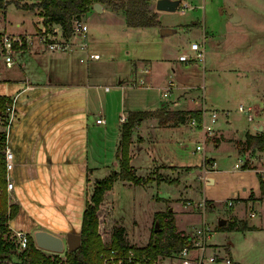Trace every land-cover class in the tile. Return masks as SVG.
I'll return each instance as SVG.
<instances>
[{
    "label": "rangeland",
    "instance_id": "rangeland-1",
    "mask_svg": "<svg viewBox=\"0 0 264 264\" xmlns=\"http://www.w3.org/2000/svg\"><path fill=\"white\" fill-rule=\"evenodd\" d=\"M7 1L6 15L1 11L0 26L3 21L6 22L7 32L19 36L25 34L10 31L34 30V23L39 15L31 14L15 4V1H19L26 5L32 0ZM225 3L238 12L240 19L235 22L230 20ZM158 11H161L158 25L131 27L123 33V39L114 36L104 40L106 36H101L97 31L91 43L94 45L92 48L101 53H113L114 60L120 65H128V69L132 70L134 63L127 61L128 58L153 61V73L158 77V81L148 90L137 86L127 88V103L124 109L127 114L129 111L150 110L161 107V104L165 105V99L157 87L164 81L167 84L169 80L175 83L172 90L174 94L177 85L186 83L184 91L188 94L187 101L189 98L195 101L204 96V107L207 111L202 106L198 109L202 111L200 118L188 116L185 122L179 125L169 121L160 124L162 126H153L151 117L141 120L140 124L137 123L138 125L131 129L128 148L129 153L131 149L133 153L129 154L130 165L138 175L153 174L155 179L146 185H135L119 178L114 181L108 194L105 196L104 193L96 213L97 233L110 238L108 234L112 233L114 226L124 224L129 244L134 247L144 246L151 235L154 214L171 210L177 229L184 230L187 236L191 237V242L187 245L191 252L185 257L192 258L202 251L201 247L204 245L197 230L209 226L211 231L204 252L207 258L214 255L215 245L223 247L226 244L230 248L235 245L238 249H244L241 264H264V188L260 184L259 170L240 167L235 176L231 174L236 163L243 162V166L251 167L256 162L258 165V160L264 155V151L247 149L238 143L240 138H244L246 130H253L252 132L257 134L258 131L254 130L256 126H262L264 129V0H180L176 10ZM192 21H198L200 25L193 26ZM16 22L21 26H16ZM166 27L174 30L162 35L159 29ZM36 34L39 37L56 35V41L59 37L56 27L47 23ZM194 42L203 49L204 59L179 61L178 56L181 53L194 54ZM135 61L139 68L145 62ZM133 73L130 71L128 77H132ZM121 76H124V68ZM154 104L157 105L152 106ZM191 104L193 102L184 106ZM239 106L244 110H239ZM212 109L218 111V117L213 124V132L205 139L202 128L190 124V120L195 118L201 121L204 116L208 120L209 110ZM120 114L117 110L113 112L114 119L107 130L98 126L91 129L92 149L95 151L93 162L98 166L95 172L96 180L119 169L116 152L120 131L116 120ZM167 124L177 126L163 127ZM143 139L145 141L139 145ZM197 145L203 146L202 149H197ZM235 145H238L239 151ZM3 146L0 134V151ZM215 162L216 166H212ZM261 163L259 165H262L264 179V158ZM207 176L210 179L213 176L216 183L209 185ZM78 177L69 173L64 177L68 184L64 198L59 196L58 191L46 192L44 178L41 181H32L31 184H18L23 193L20 197L23 208L14 217L11 226L30 232L27 234L32 238L36 229L59 233L62 236H65L63 234L68 230L80 231L85 199L82 187L76 182ZM164 178L175 181L170 182ZM53 184L55 186V182ZM91 184L92 194L96 184L94 181ZM231 186L239 192L243 187L247 190L249 186L256 192L262 190V200L258 203L252 192L249 195L250 202H240L239 198L224 199L233 195ZM17 189L16 186V194ZM6 192L8 204L17 203L9 192ZM213 197L224 201L209 199ZM251 212L255 215H251ZM236 216L247 218L249 223L259 228L249 232L243 229H216L219 219L225 217L229 222L232 218H237ZM10 230L11 236L16 238L15 231L12 228ZM248 244H254L255 248L249 251L246 248ZM66 251L68 244L62 252L56 253L65 258ZM175 256L179 258L175 260ZM183 257L179 253L171 257L158 256L153 264H183ZM209 264L225 262L215 261Z\"/></svg>",
    "mask_w": 264,
    "mask_h": 264
},
{
    "label": "crops",
    "instance_id": "crops-1",
    "mask_svg": "<svg viewBox=\"0 0 264 264\" xmlns=\"http://www.w3.org/2000/svg\"><path fill=\"white\" fill-rule=\"evenodd\" d=\"M148 1L149 7L158 12L159 20L161 11H158L154 7L155 0ZM101 4L102 12H98L91 6L89 11L79 17L87 27L86 31L74 32L70 37H66L63 34V28L59 24H52L58 30V41L64 42L67 45L64 49H50L41 40L39 35L36 34L45 25L44 17L40 10L26 9L31 14H38L40 16H38V20L35 23L33 22L34 30H30L29 32L28 30L20 32L9 30L12 33L31 35L26 46L23 48L17 47L12 52L10 65L6 63L5 57L0 54V96H4L6 102L9 104L15 99L16 118L10 127L8 139V145L12 151H15L14 169L11 172L14 189L10 192V196L20 206L18 213L14 217L23 208L22 203H20V197L23 194L21 185L25 183L31 184L32 181L37 179L41 181L44 178V190L48 191V193L51 190L58 191V193H62L59 196L64 198L66 191H68L67 179H64V177L68 173L79 176L76 182L83 189V199H85L86 205L93 186L91 183L92 181H96L95 172L98 169V166L93 162L95 151L92 149L91 129L98 126L107 130L113 122V112L117 110L121 113L119 119L117 118L116 120L121 135L120 125L123 121L121 116L127 115V112L124 110L127 103V88L129 86H137L148 90L153 87L154 82L158 81V77L153 73L152 60L143 58L126 59L134 63L132 70L128 69V65H120L118 61L114 60L113 53H107L108 51L101 53L98 49L94 50L96 48H92L94 45L91 43L94 41L97 31L101 36H106L104 40H109L114 36L123 39V33L127 32L128 29L131 27H141L126 25V18L122 9L116 10L106 3L101 2ZM191 23H193V26L200 25L198 21H192ZM16 26L20 27L21 24L16 22ZM2 27L7 31L6 22L3 21ZM171 29L173 32L174 29ZM159 32L162 35L172 33H163L162 28L159 29ZM197 44L194 42L192 46ZM91 54H98V56L97 58H93ZM135 60H143L145 62L139 68ZM123 68L124 76H121ZM130 71L134 72L132 77H128ZM164 83L165 81L161 82L157 89L165 99L163 102L165 105L161 104V107L156 108L167 107L170 110L186 111L198 110L203 106L205 110L204 96L198 97L195 101H191L189 98V101H187L188 94L184 91L187 87L186 83L177 85L175 94L172 91L175 84L174 81L169 80L167 84L165 83V86ZM188 102H193V104L185 107L184 105ZM0 112L4 115L3 110ZM99 117H102L104 122L97 123L96 120ZM152 122L153 126H162L156 117H153ZM179 124L183 123H178L177 125ZM177 125L167 124L163 127ZM257 127L254 130L258 131ZM252 131L246 130L244 138H240L238 143L241 142L240 144L243 146L246 133L254 134ZM143 141L145 140L143 139L139 145ZM235 146L239 151L238 145ZM130 153H133L132 149ZM263 158L264 155L258 160L259 164H262L261 160ZM259 164L257 165L256 162L251 167H245L243 166V162H241V166H233L231 174L235 176L240 167H243L244 169L259 170L262 177V165ZM211 178L209 177V181H207L209 185L216 183L215 178L213 176ZM16 186L18 188L17 194L15 192ZM231 188L233 187L231 186ZM245 190V187H243L241 192L233 188V195L224 199L239 198L240 202L241 200L250 202L249 195L254 193L253 195L258 203L262 200V190L256 192L250 186ZM108 192H105V196ZM69 194L70 192H68ZM209 199L219 202L224 201V199L216 197ZM82 205L84 206L83 203ZM14 217L9 220V225L13 231H16L20 228L16 227L14 229L11 226ZM236 217L239 220L243 219L238 216ZM244 219L254 229H243V231H255L259 228L257 225L249 223L247 218ZM193 224L195 223L193 222ZM233 230L236 229H226V231ZM69 233H71L69 230L63 234L65 236L55 233L64 239L65 247L68 244L67 234ZM74 233H79V231ZM207 246L208 243L204 246V250ZM246 248L251 251L252 248H255V245L248 244ZM213 249L215 250L214 256L216 255L215 261L217 262H225V264H241L243 262L244 249H238L235 245H232L231 248L226 244L223 247L215 245Z\"/></svg>",
    "mask_w": 264,
    "mask_h": 264
},
{
    "label": "trees",
    "instance_id": "trees-1",
    "mask_svg": "<svg viewBox=\"0 0 264 264\" xmlns=\"http://www.w3.org/2000/svg\"><path fill=\"white\" fill-rule=\"evenodd\" d=\"M96 1L106 3L116 10L122 9L128 26L149 27L159 23L158 12L149 7L148 0H34L26 5L19 1H15V4L24 10H40L45 23L59 24L63 28L64 36L70 37L74 33L73 21L89 11V8ZM7 5V0H0V11L5 13ZM5 102V97L0 96V111L4 109ZM201 114V110H170L167 107L128 112L120 125L121 135L116 152L119 169L95 181L96 186L87 200L82 214V224L79 231L80 244L74 249H68L64 253L65 258L59 253H49L38 247L35 239L29 234L28 243L24 249L19 248L17 239L11 236L9 220L18 213L20 206L18 203L8 204L4 152L0 151V264H101L102 254L108 251V247L97 233L98 218L96 213L104 193L112 188L113 182L118 178L135 185H146L155 179L153 174L138 175L133 166L130 165L128 146L131 141V129L141 120L151 117L158 118L159 124H166L169 121L178 124L184 123L188 116L200 118ZM243 144L247 149L264 151V131L257 132V134L246 133ZM164 179L170 182L175 181ZM259 179L261 187L264 188V179L261 176ZM154 217L150 238L144 246L134 247L129 244L124 224L114 226L112 247L123 257L121 264H135L138 259L142 260V264H153L158 256L171 257L190 244L191 237L187 236L184 231L177 229L171 210L156 212ZM216 229L242 230L254 229V227L249 226L245 219L232 218L223 226L217 225ZM129 249L135 253V261L127 260Z\"/></svg>",
    "mask_w": 264,
    "mask_h": 264
},
{
    "label": "built area",
    "instance_id": "built-area-1",
    "mask_svg": "<svg viewBox=\"0 0 264 264\" xmlns=\"http://www.w3.org/2000/svg\"><path fill=\"white\" fill-rule=\"evenodd\" d=\"M0 16H1V11H0ZM74 32L79 33L80 31H86L87 27L86 25L81 21V19H76L73 21L72 25ZM31 35L27 34L24 36H19V35H12L11 33H8L2 26H0V54L5 57V61L7 64L10 65L12 61V52L18 47V48H23L24 46L27 45L28 40L30 39ZM43 42L46 43V45L50 49H64L66 48L67 45L64 44V42H59L56 41L57 36L56 35H51L50 37L46 36H41L40 37ZM199 44L192 46L194 54H188V53H181L178 56V59L181 62H190L192 60L197 61L200 60L202 61L203 58V49L201 46H198ZM93 58H97L98 54H91ZM14 102L15 99L11 101L9 104L6 102L5 107L3 109L4 115L0 112V126L2 129H0V134L2 136V140L4 143L2 151L4 152V169L6 170L5 173V178H6V186H7V191L10 192L14 189L13 186V181L11 178V172L13 171L14 167V151L11 150L10 146L8 145V139H9V130L10 127L15 120V107H14ZM206 110V109H205ZM239 110H244L242 106H239ZM207 111V110H206ZM218 117V111L217 110H209V119L206 120L205 116L201 121H198L195 118H192L190 120V124L197 126L199 125L200 128H202L203 133L205 134V139L206 137L211 134L214 130L213 124L217 121ZM126 115H122L121 119L125 120ZM97 123L99 122H104V119L102 117H99L96 120ZM203 146L197 145V149H202ZM216 163H214L212 166H215ZM237 166H241V163H236ZM207 179V178H206ZM231 203V201H229ZM251 215H255L253 212L250 213ZM210 228L209 226L203 227L202 230L198 229L197 233L200 234V238L203 242V245L205 246L207 243V237L210 235ZM105 245L108 247V251L103 252L102 254V259H101V264H121L123 261V257L121 254L118 253L116 249L112 247V241H113V236L112 233L108 234L110 238H105L103 234L98 233ZM16 239L18 238L17 242L20 248L24 249L27 246L28 243V234L23 231L22 229H18L15 231ZM200 242V241H198ZM204 246L201 247L200 253H198L196 256L192 258H187V256L191 251L188 250V247H184L180 252L179 255L182 257V263L183 264H208V262L215 261L216 255H211L208 258L205 256V250ZM127 260L128 261H135V253L129 249L127 252ZM175 260L179 258L178 256L174 257ZM135 264H142V260L138 259L135 261Z\"/></svg>",
    "mask_w": 264,
    "mask_h": 264
},
{
    "label": "water",
    "instance_id": "water-1",
    "mask_svg": "<svg viewBox=\"0 0 264 264\" xmlns=\"http://www.w3.org/2000/svg\"><path fill=\"white\" fill-rule=\"evenodd\" d=\"M180 0H155L154 7H156L157 10H176L179 7ZM227 8V12L230 16V20L235 22L240 18V15L238 12L227 5L224 4ZM92 8L97 10L98 12H102V4L99 1H96L92 4ZM163 33L172 32L171 28H163ZM257 130L259 132L263 131V127L259 126L257 127ZM227 219L221 218L218 221V225L223 226L226 223ZM68 239V249H74L77 246H79L81 241V236L78 233L71 232L67 235ZM33 238L35 239L36 245L44 250L47 251H53V252H62L65 248L64 239L60 237L59 235L49 232L43 229H36L33 232Z\"/></svg>",
    "mask_w": 264,
    "mask_h": 264
}]
</instances>
